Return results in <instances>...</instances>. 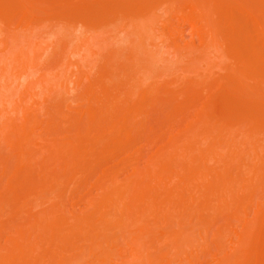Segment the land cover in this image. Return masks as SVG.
Returning a JSON list of instances; mask_svg holds the SVG:
<instances>
[{"label":"bare ground","instance_id":"obj_1","mask_svg":"<svg viewBox=\"0 0 264 264\" xmlns=\"http://www.w3.org/2000/svg\"><path fill=\"white\" fill-rule=\"evenodd\" d=\"M120 22L131 25L132 34L140 36L144 45L157 31L160 36L156 37L168 44L176 63L191 56V51L186 54L185 50L195 47L198 41L199 46L192 48L195 49L193 54L202 63L207 60L204 67L211 66L210 55L227 59L228 64L211 66L212 72L213 68L219 72V68L223 76L212 82L210 77V81L207 77L203 81V74L197 76L198 69H187L185 75L188 70L189 74L196 72L199 80L188 81L177 91H168L162 85L153 88L156 84L140 89L139 96L135 95L137 102L131 100L132 105L127 102L123 111L116 108L119 102L115 95L117 104L107 109L112 93L103 82L111 80L112 71L101 72L100 81L92 83L87 71L90 62H82L86 64L83 68L81 61L75 60L79 64H74L71 57L81 53L87 58L96 56L94 47L99 42L98 33ZM59 24L82 26L84 30L79 35H68L77 42L75 48L66 53V63L60 57L50 59L57 48L49 37L52 38ZM190 27L189 38L193 44L188 42L189 45L181 46L187 40L184 33ZM42 31L47 37L52 34L48 41L39 39ZM165 49L168 51L167 47ZM157 52L151 56H156ZM68 72L76 77L75 81L66 76ZM162 75L166 73L160 77ZM84 79L88 82L85 101L86 105L90 103L91 109L83 107L81 115L89 117L90 126L78 128L73 140L56 127L53 129L59 108L49 101L55 98L57 84L71 83L79 89ZM160 90L166 94L170 106L176 97L181 100L166 114L175 124L171 125L170 121L168 129L162 126V130L164 127L168 131H164V135L158 132L161 137L158 141L156 136V143L153 141L156 146L149 154H135L142 151L139 148V151L132 150L133 155H137L132 156L126 151L131 148L134 135L132 124L134 126L137 117L156 107ZM94 92L100 97L91 107L88 99L96 97ZM212 97L220 103L214 106ZM199 100V103L203 100V106L196 108ZM44 116L46 119L41 118ZM99 121L102 125L97 123ZM96 124L98 128L94 127ZM257 135L264 136V0H0V144H6L11 153L14 152L12 155L15 154L11 158V173L7 175V189L0 197L4 199L2 203L11 205L10 212L19 217L6 222L7 226L0 212V242L4 240V245L0 244V264H197L200 256H195V252L203 253L206 242L209 243L207 249L210 250V243L218 248H214L216 251L212 254L213 259L216 255L219 258L217 264H264V204L260 205L264 198L259 193L264 190V139L261 141ZM82 136L84 140L80 139ZM130 136L131 140L127 139ZM123 137L127 141L118 149ZM110 146L115 155L108 156ZM94 150L96 171L104 166L103 160L115 166L109 169L107 165L100 171L101 176L94 182L96 195L81 191L77 202L73 201L76 204H70L71 207L68 204V207L64 204L66 188L71 183L78 184L73 180L78 174L81 176L83 167L84 170L87 167L83 164ZM118 150L125 153V159H118L121 152ZM82 158L81 165L78 160ZM41 191H51L56 196L49 199L42 196L45 192L41 194ZM231 204L233 207L227 206ZM35 205L46 208L40 207V211ZM226 212L229 214L224 220L229 225L224 222L225 227L219 223L224 217L222 213L226 215ZM204 213H208L207 217ZM160 215H163L165 228L171 229L165 230L163 224L160 228L157 226ZM250 216L252 218L248 219ZM194 220H200L198 224L204 237L198 224L195 231ZM156 226L164 232H157ZM232 233L240 235L235 234L237 240L233 241ZM46 238L50 241L44 243ZM224 238L229 240L226 242ZM163 243L167 251L159 248ZM122 244L121 249L125 251L114 254V249ZM199 246L204 250H199ZM153 248L156 253L152 256ZM83 256L90 259L89 263Z\"/></svg>","mask_w":264,"mask_h":264},{"label":"rangeland","instance_id":"obj_2","mask_svg":"<svg viewBox=\"0 0 264 264\" xmlns=\"http://www.w3.org/2000/svg\"><path fill=\"white\" fill-rule=\"evenodd\" d=\"M121 23V22H120ZM120 23H118L119 25L117 26H112V27H110L108 30H106V31H102V32H99L98 33V35H99V42H98V44L96 45V47H94V51H96L97 52V55L96 56H94V57H91V58H89V56H88V58L86 57V55L85 56H83V53H81V57H83V58H80V56H78V57H75V56H72L71 57V62L72 63H77L78 61H81V63H80V65L84 68L85 66H86V64L84 65V63H82V62H85V60H86V63H87V61H89L90 62V67H88V68H90V69H87V71L89 72V75L91 76L90 77V81L93 83V81H100L99 79L101 78V76H100V78H99V76L98 75H100V73L101 72H109L110 73V71H112L111 72V80H108V81H104L103 83H104V85H106L107 87H109V88H111V93H112V99H111V103H110V105L109 106H107V109H109V108H113L112 106L113 105H115V103L116 102H114V101H116L115 100V95H116V97H117V101L119 102L118 104H117V106H116V108H118L119 110L121 109V111H123V108L125 107V106H123L124 104H127V102L129 103H131L132 101L133 102H137V101H135L136 100V96L138 97L139 96V93H138V90H140V91H142V89H148V88H150V87H152V86H154L155 84H156V86H154L153 88H157V86L159 87H165V89H168V91H170V90H180L183 86H184V84L186 83V82H190L191 81V83L192 82H195V81H197V80H199L198 78H197V76H198V74L200 73V75L201 74H203V76L204 77H202V79L203 78H206V79H208L207 81H210L211 80V82H212V80L214 79V81H215V79H218L219 77H222L223 76V74H224V72H221L220 71V69L218 68V70H219V72L217 71V69H216V67H215V69L216 70H214V68H213V72H212V67H214V65L215 64H217V63H220V64H225V62H226V64H228V61H227V59L225 58V57H221V58H215V57H213V55L211 56L210 55V58L211 59H213L209 64H211V66L209 67V66H207V67H204V65L207 63L208 64V62H207V60H205L206 61V63L205 62H201V61H199L198 59H196V57H197V55H194L193 54V51L195 50V49H192V48H195L196 46H199V43H197L196 41H195V47H194V45H193V47L191 46V48H189V47H187L186 45H184L185 47H187L186 48V50H185V47H184V49L182 48V50H185L186 51V54H188L187 52H190L191 51V53H189V54H192L191 56H187L185 59L187 60H185V61H180L179 62V60H178V62L176 63L175 62V60H174V58H176L175 56H174V54H173V56H172V54H171V51L169 50V47H168V44L167 43H162V41H161V39L160 38H157L156 36H160V34L159 33H157V31H155V32H153V37L151 38V39H149L148 41H146V45H144L143 43H145V42H143V40L142 39H139L138 37H140V36H136V35H133L132 34V32H133V30H134V28H132L131 27V25H128V26H126V23H123V25H122V23H121V26H123V27H121L120 26ZM82 27V26H81ZM80 26H77L76 28L75 27H71V26H66V25H62V24H59V25H56V27L54 28V31H55V36L53 35L52 36V34H49L50 36H52V38L51 37H49V35H48V37L50 38H48L47 36H44V34H43V32H45V31H42V37L40 38V36H41V34H39V39L40 40H44V39H46V41H48L47 40V38L51 41V39H53V42H54V45L56 46V48L57 49H55V46L53 45V43H52V50L54 51V49H55V52L53 53V55H52V57H50V59H53V60H55V58L56 59H58L59 57L62 59L63 58V61H67L68 62V60L67 59H64L65 58V56H67V54H68V52L69 51H71L72 49H74L75 48V46H76V42H74V41H72L70 38H69V34H73V35H79L80 33H82L84 30L81 28ZM125 28H127V29H125ZM135 31H137V30H135ZM131 32V33H130ZM138 32V31H137ZM188 32V33H187ZM187 32H185L184 33V35L186 36V38H187V42L186 41H184L183 43H182V45L181 46H183V44H187L188 42L191 44L192 42H190V38L189 37H191V36H189L191 33H192V29H191V27H190V29L188 30L187 29ZM89 34H92V33H89ZM137 34V33H136ZM47 35V34H46ZM55 39H54V38ZM189 38V39H188ZM38 39V40H39ZM148 39V38H147ZM160 41H159V40ZM49 41V42H50ZM56 42V43H55ZM155 43V45H153ZM161 43V44H160ZM78 44V43H77ZM163 44V45H162ZM193 44V43H192ZM191 44V45H192ZM160 45V48L158 47ZM187 45H189V44H187ZM144 46H146V47H144ZM155 46V47H154ZM54 47V48H53ZM144 47V48H143ZM162 47V48H161ZM167 47V49H168V51L165 49ZM77 48V47H76ZM143 48V49H142ZM180 49H181V47H180ZM197 49V48H196ZM50 50V49H49ZM51 50V51H52ZM158 50V54L156 55V56H151L153 53H155L156 51ZM154 51V52H153ZM161 51V52H160ZM185 51H182V53H184ZM85 52H87V50L85 51ZM84 52V53H85ZM160 52V53H159ZM163 52H165V53H167V55L165 54V53H163ZM170 52V53H169ZM50 53V52H49ZM49 53H48V55H49ZM57 53V54H56ZM67 53V54H66ZM54 54H56V56L54 55ZM168 54H169V56H168ZM185 54V53H184ZM89 55V54H88ZM191 57H192V60H191ZM59 58V59H60ZM195 58V59H194ZM222 58H223V60H222ZM189 59L191 60V62H189ZM77 62H76V61ZM184 60V59H183ZM66 61H65V63H66ZM221 61V62H220ZM224 61V62H223ZM185 62V63H184ZM74 63V64H75ZM77 64H79V63H77ZM76 64V65H77ZM214 64V65H213ZM187 65V66H186ZM62 66V65H61ZM75 66V65H74ZM111 66H112V68H111ZM203 67V69H200V67ZM95 67V68H94ZM201 67V68H202ZM65 68V67H64ZM64 68H62V69H64ZM86 68V67H85ZM92 68V69H91ZM111 68V70H109ZM115 68V69H114ZM187 69H195V71L197 72V76H195L196 74V72H192V74L190 73L189 74V70H188V74H186L185 75V72L184 71H187ZM211 69V72H212V75L211 76H209L210 75V72H209V70ZM65 70V69H64ZM72 70L74 71V67L72 68ZM83 70V69H82ZM91 70V71H90ZM204 71V72H203ZM74 72H76V70L74 71ZM121 72V73H120ZM191 72V71H190ZM69 74H67L66 76L68 77H70L71 75H70V72H68ZM84 73H86V71L84 72ZM113 73H114V75H113ZM160 73V74H159ZM165 74L166 73V76L165 75H162V77H160V75L161 74ZM170 73V74H169ZM182 73H183V75H182ZM205 73V74H204ZM208 73H209V75H208ZM102 74V73H101ZM125 74V75H124ZM178 74H179V76H178ZM207 74V75H206ZM215 74H216V76H215ZM64 75V72L62 71L61 72V76H63ZM124 75V76H123ZM151 75V76H150ZM157 75V76H156ZM218 75V76H217ZM221 75V76H220ZM180 76H182V78L180 77ZM160 77V78H159ZM176 77V78H175ZM208 77H210V80H209V78ZM74 79V80H72V81H75V79H76V77L75 76H71V79ZM131 78V79H130ZM135 78V79H134ZM141 78V79H140ZM153 78H154V81H153ZM181 78V79H180ZM201 78V77H200ZM69 79V78H68ZM70 79V80H71ZM125 79V80H124ZM134 79V80H133ZM144 80V82H143V84H142V81ZM205 79V80H206ZM69 80V81H70ZM85 81H83V83H82V88H75L74 86H73V84L71 85V83L69 84V85H63V86H61V84H57V88L58 89H56L57 90V92L54 94L55 95V98L53 97V102L52 101H49V103H52V104H54V102L56 103V104H58L57 105V107L59 108V114H57L58 115V117H56L55 118V121H54V125H53V129H54V127H56L57 129H59L61 132L63 131L64 132V134L63 135H65V136H68V137H70V138H72L73 140L74 139H76V134H77V130H78V128L80 129L83 125H86V127H88L87 126V124H89V126H90V123H89V121H88V116L86 115V114H84V115H81V113H83V107H84V109L86 110H89V109H91L90 107H88L89 105H90V103L88 104L87 103V105H86V99L88 98L87 97V92H86V88H87V85H88V82H86V79H84ZM88 80V79H87ZM133 80V81H132ZM71 81V82H72ZM89 81V82H90ZM133 83H132V82ZM138 81H140V82H138ZM156 81V82H155ZM178 81V82H177ZM201 81V80H200ZM203 81H204V79H203ZM206 81V82H207ZM127 84H126V83ZM130 83V85H129V83ZM164 82H166L165 84H164ZM173 83V84H172ZM208 84H210V82H207ZM126 84V85H125ZM169 84H170V87H169ZM171 84L172 85H174L175 84V88H174V86H171ZM182 84V85H181ZM187 84V83H186ZM90 85V84H89ZM128 85V86H127ZM135 85V86H134ZM138 85V86H137ZM162 85V86H161ZM66 86H68V87H66ZM141 86V87H140ZM133 87H135V88H133ZM54 88H56V86H54ZM126 88H127V90H126ZM131 88H132V91H131ZM179 88V89H178ZM75 89V90H74ZM115 89V90H114ZM160 89H162V88H160ZM134 90H136V91H134ZM152 90V89H151ZM54 91H55V89H54ZM133 91H134V94H133ZM163 91H164V89H163ZM162 91V92H163ZM166 91V90H165ZM167 91V92H168ZM128 92V93H127ZM161 92V90H160V92H159V95L157 96V94H155V96H157V100H155V104H154V106H156L155 108L153 107V108H151V109H149L150 110V112L148 113V111H146L145 113H147V114H144V116H141V118H138L137 117V119H135L136 120V123H134V126H133V124H132V127H133V129H134V127H135V129H134V132L132 133V140H131V136L130 137H128L127 139H130L131 141V145H130V147L131 148H129L130 150H126V151H128V152H130V153H132L131 155L132 156H137V155H135V154H137V153H141V154H144V155H147V154H149V152L152 150V149H154V146H156L155 144H154V142L156 143V136L158 137V141H159V138L161 137V135H159V134H161V132H162V134L164 133V131H165V133H166V130L169 128V125L168 124H170L171 122V125L172 124H175V122L173 123V118L171 119V117H168V119H167V112H168V110H170L169 108H171V106L172 107H174V106H176L177 104H179L180 102H181V100H179L180 98H178V97H176L175 98V100L173 101V104L170 106L169 104H168V102H167V99H166V97H165V95H164V92L162 93ZM95 93V95H96V97L95 96H93V97H91V98H89L88 100H89V102H90V100H91V107L93 106H95V102L97 101V99L99 100V97H100V95H97L96 94V92H94ZM117 93V94H116ZM127 93V94H126ZM130 93V94H129ZM160 93H162V94H160ZM90 94V93H89ZM92 94V93H91ZM206 93H204V95H205ZM58 95V96H57ZM136 95V96H135ZM154 95V94H153ZM203 95V96H204ZM53 96V95H52ZM52 96H51V98H52ZM90 96H92V95H90ZM155 96L153 97V98H155ZM202 96V97H203ZM128 97V98H127ZM216 97V96H215ZM214 97V98H215ZM133 98V99H132ZM150 98H151V96H150ZM205 98V97H204ZM214 98L212 97L211 99H213V101H212V103L214 104V106H215V104H219L220 103V101H218L217 102V98H218V96L215 98V99H217L216 101L214 100ZM51 100V99H50ZM132 100V101H131ZM137 100H138V98H137ZM200 102V100L198 101V103L195 105L196 106V108H199V107H202L203 105H202V103H203V100L201 101V103H199ZM48 103V104H49ZM52 104H51V106H52ZM133 103H131V105H132ZM55 105V104H54ZM130 105V104H129ZM56 106V105H55ZM86 106H87V108H86ZM57 107H55V109H57ZM106 109V110H107ZM153 109H155V111L153 110ZM79 110V111H78ZM71 111V112H70ZM82 111V112H81ZM220 110H218V112H219ZM70 112V113H69ZM74 112V113H73ZM56 113V112H55ZM222 113V112H221ZM221 113H220V116H223V115H221ZM111 115H112V113H110ZM169 114V113H168ZM217 114H219V113H217ZM223 114V113H222ZM59 115H60V117H59ZM70 115H72V117H70ZM105 115H106V113H105ZM166 116V117H165ZM45 117V116H44ZM44 117H41V118H43V119H46V117L44 118ZM108 117V116H107ZM102 118H104L103 116H102ZM164 118H165V120H164ZM105 119V118H104ZM107 119V118H106ZM105 119V120H106ZM134 120V121H135ZM168 120V121H167ZM103 121V120H102ZM102 121L100 122H97V123H100L101 125H102ZM133 121V122H134ZM162 121L164 122V123H162ZM166 121V122H165ZM171 121V122H170ZM107 122V121H106ZM131 123H132V121H131ZM159 123H162V125L161 124H159ZM103 124H104V121H103ZM160 125V126H159ZM170 125V126H171ZM52 126V125H51ZM162 126H164V127H166V128H164L163 127V130H162ZM94 127H97L98 128V126H97V124L94 126ZM83 128V127H82ZM84 128H85V126H84ZM160 128H161V130H160ZM52 129V130H53ZM58 130V131H59ZM159 130V131H158ZM54 131V130H53ZM168 131V130H167ZM144 132V133H143ZM158 132H159V134H158ZM55 133V132H54ZM58 133V132H57ZM57 133H56V135H57ZM79 133V132H78ZM164 133V134H165ZM137 134V135H136ZM163 134V135H164ZM61 135V134H60ZM80 135H81V133L79 134V137H80ZM136 135V137H134ZM260 135H262V134H260ZM260 135H257V138H260V140L261 141H263V137L261 136V137H258V136H260ZM139 136V137H138ZM146 136V137H145ZM57 137L60 139V136L59 135H57ZM133 137H134V139L136 138L137 139V141H135L134 139H133ZM141 137V138H140ZM125 137H123L122 139H120L119 141L121 142V143H119L120 145H119V147H118V149H122L123 148V143H124V141H127L126 139H124ZM145 138V139H144ZM262 138V139H261ZM79 139V138H78ZM77 139V140H78ZM80 139H83L84 140V137L82 136V138H80ZM138 139H139V141H138ZM123 140V141H122ZM145 140V141H144ZM87 141H88V139H87ZM117 140H115V142H116ZM136 142V144L134 143V142ZM154 141V142H153ZM114 142V141H113ZM113 142H110V145L111 144H113ZM123 142V143H122ZM146 142V143H145ZM105 143H109V141L108 142H105ZM135 145V147H134V145ZM138 143V144H137ZM125 144V143H124ZM160 143L158 142V145H159ZM103 145H105L104 143H103ZM116 145H118V143L117 144H115V147H116ZM102 146V145H101ZM107 146V144L105 145V147ZM113 146H114V144H113ZM128 146V145H127ZM137 146V147H136ZM147 146H149V147H147ZM105 147H102L103 149H105ZM147 147V148H146ZM109 148V147H108ZM110 148H112V150L111 149H109L108 150V152H111L110 154H108V156L109 155H115L114 154V150L116 151L117 150V147L116 148H114V150H113V147H111L110 146ZM126 147H124V149H125ZM133 148V149H132ZM140 148V150H142L141 152L138 150ZM123 149V150H124ZM135 149H137L139 152H135V154L133 155V153H134V151H132V150H135ZM150 149V150H149ZM136 150V151H137ZM119 152H120V154L117 156L118 157V159H120V161H121V159L124 157V159H125V157H126V155H124L122 152V150H118ZM148 151V152H147ZM94 152H96L95 150L94 151H92L91 152V155L89 154V156H87L89 159H86L85 160V163H84V160H83V158L82 159H80V161L78 160V162H79V164L81 163V165H82V163H84L83 165H87V167L85 168V170H84V167H83V169H82V171H81V176L79 177L78 175V179L75 177V181L73 180V183L75 182H77L78 184H79V188L77 187V185H75L76 187H77V189H76V187L75 186H73V185H71L70 184V186H69V188H66V189H68V191L66 192V190H64V193H65V198H64V204L66 203L67 204V206H68V204H69V206L71 207L72 205H70V204H72L73 203V201L74 200H78V196H80V193H81V191H85V193L86 192H89V193H91L93 196L94 195H96V189L94 188V182L97 180V179H99V177L101 176V173H100V171L102 172V170H104L105 169V167H107V165H110V166H108V168L109 169H113L114 168V164H112L111 165V163L112 162H106V161H104L103 160V165H102V163H100L103 167H100V168H98L97 169V171L95 170V167L94 166H96L97 165V157H96V153H94ZM128 152H127V154H128ZM12 153H14V152H12ZM12 153H11V149L9 150L7 147H6V144H4V143H1L0 144V166L2 165V169H0L1 170V172H0V174L2 173L3 175L1 176L0 175V177L2 178L1 180H2V182H0L1 183V188H0V194H2V191H4L5 189H7V183H6V180L8 179V174H10L11 173V169H10V166H11V164L13 163V162H11L12 161V159H13V157H14V155H12ZM129 153V154H130ZM117 154H118V152H117ZM138 154V155H139ZM130 155V156H131ZM128 157H129V155H128ZM12 158V159H11ZM101 159V158H100ZM100 159H98V160H100ZM117 159V158H116ZM83 160V161H82ZM102 160V159H101ZM100 160V161H101ZM82 161V162H81ZM116 162H117V160H115ZM114 161V162H115ZM119 161V160H118ZM119 161V162H120ZM115 162V163H116ZM140 162L142 163V164H144V162L142 161V160H140ZM8 164V165H7ZM108 169V170H109ZM85 173V174H84ZM90 173V174H89ZM7 176V177H6ZM122 178V177H121ZM80 181V182H79ZM49 184H51L52 182H48ZM54 184V183H53ZM47 185V184H46ZM82 186V187H81ZM3 187V188H2ZM51 187H53V185H51ZM65 187V186H64ZM75 187V188H74ZM70 188H74V190L73 189H70ZM59 189H61L62 190V188H59ZM71 190V191H70ZM72 190H73V192H72ZM77 190V191H76ZM47 191V190H46ZM56 191V193H57V189L55 190ZM42 192H43V194H44V192L45 191H41V194H42ZM58 192L59 193H63V191H60V190H58ZM71 192V193H70ZM80 192V193H79ZM70 193V194H69ZM260 194H262V196H263V198H264V190H262L261 192H259ZM39 194H40V192H39ZM76 194V195H75ZM84 193H82L81 195H83ZM260 194H258V197H259V195ZM36 195H38V192H36ZM53 195H55L54 194V192H51V191H49V192H45V195H42V196H47L49 199L50 198H52L53 197ZM41 196V195H40ZM56 196V195H55ZM54 196V197H55ZM70 196V197H69ZM261 196V195H260ZM46 197V198H47ZM72 197V198H71ZM73 197H75V198H73ZM4 198V197H3ZM31 198V197H30ZM53 199V198H52ZM69 199V200H68ZM72 199V200H71ZM230 199L231 198H229V202H230ZM0 200H2V201H0V212H2V214H1V217H2V222L4 223V224H6L7 225V223H9L10 221L12 222L16 217L14 216V214H12V212H10V209H11V205H9V204H6V203H2L3 201H4V199H2L1 197H0ZM66 200V201H65ZM77 200H76V202H77ZM257 200V199H256ZM70 201H72V202H70ZM226 202V201H225ZM260 202V201H259ZM261 202L262 203H260V205L261 204H264L263 202H264V200H261ZM227 203V202H226ZM76 203L74 202L73 203V205H75ZM38 205H40V204H38ZM37 205V206H38ZM233 204H231V205H227V206H230V208L231 207H233L232 206ZM36 206V205H35ZM36 206V207H37ZM43 206V205H42ZM68 206V207H69ZM17 207V206H16ZM35 207V210L36 211H38V209L41 211V209H43V208H46V206H43V207H41V206H38L37 208ZM40 207H41V209H40ZM226 207V206H225ZM263 207H264V205H263ZM262 207V208H263ZM18 208V207H17ZM23 208V207H22ZM233 209V208H232ZM264 209V208H263ZM231 209H229V211H230ZM234 210V209H233ZM228 211V212H229ZM232 211V210H231ZM228 212H226V215H225V213H224V215H223V213H222V215H221V217H223V220L219 223V225L222 223V224H224V226L228 223H226V221L224 220V218H225V216H227V214H229ZM231 213V212H230ZM207 215H208V213H206ZM204 215H205V213H204ZM207 215H205L206 217H207ZM251 216H252V214H251ZM248 217V219L249 218H252V217ZM162 217V218H161ZM17 218H19V217H17ZM16 218V219H17ZM161 218V219H160ZM160 218H158V222L156 223V224H158L157 226H159V228H160V226L162 227V224H163V226H164V229L165 230H167V228H169V227H167V228H165L166 227V225H165V222H164V218H163V215L161 216L160 215ZM227 218H228V216H227ZM159 219H160V223L161 224H159ZM163 219V220H162ZM207 220V219H206ZM226 220H228V219H226ZM196 220H194V225H196V224H198V221H200V220H198V221H196ZM208 221V220H207ZM7 222V223H6ZM202 222V221H201ZM201 222H199V223H201ZM203 222H206V221H203ZM226 224H225V223ZM234 222V221H233ZM236 222V224H237V221H235ZM191 223V222H190ZM232 223V222H231ZM230 223V224H231ZM155 225V224H154ZM228 225H229V223H228ZM227 225V226H228ZM8 226V225H7ZM156 226V227H157ZM198 226H200L199 224H198ZM223 226V225H222ZM156 227H154L155 229H156ZM196 227V229L198 228L197 227V225L195 226ZM226 227V226H225ZM230 227V226H229ZM232 227V226H231ZM230 227V228H231ZM152 228H153V226H152ZM159 228L157 227V232L158 231H160V232H164V229L162 230H159ZM192 228H193V225H192ZM199 228H201V231H200V234H202V236L204 237L205 235H204V232H202V227L200 226ZM223 228V227H222ZM229 228V229H230ZM169 229H171V228H169ZM195 229V231H198V229L196 230ZM224 229V228H223ZM154 230V229H153ZM233 229H230V231H232ZM236 230V229H235ZM155 231V230H154ZM202 232V233H201ZM224 232H225V230H224ZM238 233V232H237ZM237 233H235V234H237ZM229 234H231V233H229ZM233 234V233H232ZM235 234H233L234 235V237H235ZM239 234V233H238ZM236 235V237H238V236H240V235ZM196 235H198L199 237H201L199 234H197V232H196ZM209 235H211V234H209ZM226 236H228V234H227V231H226ZM250 236V235H249ZM210 237L211 236H209V239H210ZM229 237H231V235L229 236ZM233 237V236H232ZM232 237L230 238V242L232 243L233 241H235V240H237L236 239V237H235V239L232 241ZM248 237V236H247ZM252 237V236H251ZM73 238V237H72ZM75 238H76V236H75ZM198 238V237H197ZM226 238V237H225ZM225 238H224V240H225ZM240 239V238H239ZM238 239V240H239ZM250 239V238H249ZM252 239H255V237L254 238H252ZM251 239V240H252ZM6 240V239H5ZM200 240V239H199ZM198 240V241H199ZM211 240V239H210ZM210 240H208L209 242H211ZM223 240V241H224ZM227 241L229 240V238H227L226 239ZM225 240V241H226ZM46 241H50V238H46V239H44V243H46ZM75 241H76V239H75ZM198 241L196 242V243H198ZM204 241V240H203ZM203 241H202V244H203ZM222 241V242H223ZM226 241V242H227ZM200 242V241H199ZM2 243H3V245H4V240H1V242H0V244L2 245ZM70 243H72V241L70 242ZM88 244H89V242H87ZM201 243V242H200ZM74 244V243H73ZM118 244H119V242H118ZM161 244V243H160ZM159 244V245H160ZM212 244H214V243H212ZM211 243H210V250L209 249H207V246H209V243H207L206 242V244H205V249L208 251L207 252V254L206 253H204V252H206V250H204V248L202 247V246H199V250H201L202 249V251H203V253L201 252V251H197V252H195L196 253V255L195 256H197V254H198V257L200 256V258H199V260H198V262H196L197 264H217V262L219 261V258L217 257V255H216V258L215 259H213L214 258V256L212 255L216 250L215 249H218V248H216L215 246H213ZM224 244H225V242H224ZM228 244V243H227ZM227 244H225V245H227ZM79 245V244H78ZM78 245H76L75 244V246H78ZM162 245V244H161ZM223 245V244H222ZM86 246H87V244H86ZM165 245H164V243H163V246H159V248H163ZM197 246H198V244H197ZM204 246V245H203ZM229 246L231 247L232 245H230L229 244ZM72 247V246H71ZM124 246H123V244H122V246H118V248L115 250L114 249V251H113V253L115 254V251H116V254H121V248H123ZM126 247V246H125ZM156 248H158V245H156L155 246ZM230 247L228 248V250H230ZM156 248H155V250H156ZM165 249H162L163 251L164 250H166L167 251V249H168V247L166 248V247H164ZM201 248V249H200ZM215 248V249H214ZM126 249H127V247H126ZM197 249V250H198ZM251 249H253V251H254V248H251ZM251 249L249 250V251H251ZM124 250V249H123ZM123 250H122V252H123ZM154 250V248L150 251V253L152 252ZM155 250H154V252H152L151 254H152V256L154 255V253H156L155 252ZM125 251V250H124ZM126 251H128V249L126 250ZM158 251H159V249H158ZM157 251V253L159 254V252ZM165 251V252H166ZM214 251V252H213ZM252 251V252H253ZM199 252V253H198ZM202 254H201V253ZM74 253H76V252H74ZM210 253V254H209ZM258 253V252H257ZM71 254H72V251H71ZM199 254H201V255H199ZM215 254V253H214ZM68 255H70V254H68ZM74 255V254H73ZM75 255H77V253L75 254ZM8 258H9V256L8 255H6ZM5 256V257H6ZM13 256H15V255H13ZM87 256H83V259H84V261L85 262H87V263H89V261H90V259L87 257ZM155 257V256H154ZM220 257H221V255H220ZM209 258H211V259H209ZM177 262H178V260H177ZM55 263H57V261H56V259H55Z\"/></svg>","mask_w":264,"mask_h":264}]
</instances>
